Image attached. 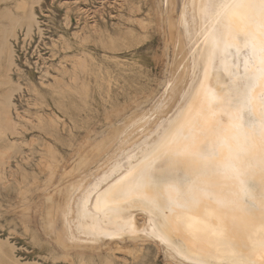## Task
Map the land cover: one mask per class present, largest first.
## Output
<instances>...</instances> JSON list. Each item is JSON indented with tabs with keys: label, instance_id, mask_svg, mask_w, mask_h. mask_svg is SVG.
Masks as SVG:
<instances>
[{
	"label": "bare ground",
	"instance_id": "6f19581e",
	"mask_svg": "<svg viewBox=\"0 0 264 264\" xmlns=\"http://www.w3.org/2000/svg\"><path fill=\"white\" fill-rule=\"evenodd\" d=\"M1 1L6 2L1 12L6 22L0 23V141H6V152L0 153V187L10 186L8 177L14 178L19 185L18 195L27 201L28 192L38 188L41 180L38 174L29 175L25 167L29 163L27 155L15 137L21 133L20 123L13 116L18 111L15 92L20 91L21 84L4 86L13 83L11 71L18 65L11 39L17 37L18 29L29 36L35 27L40 29L35 5L42 0ZM165 1L170 3L168 26L163 27L169 35L166 45L171 58L164 85L171 81L175 85L169 90L170 99L177 98L184 86L192 87L191 73L199 50L197 31L200 28L204 33L209 29L199 60L203 59L207 70L216 68L220 77L216 76L214 84L204 86V103L195 110L197 119L179 120L165 147L141 159L137 157L120 176L109 180L90 197L81 194L78 201L74 199L75 184L81 188L93 167L99 166L100 170L101 164L107 166L122 145L119 141L126 140L127 123L145 109L126 120L123 131L116 130L113 139L89 143L88 155L63 168L56 183L54 179L64 156L52 143L43 145L46 151L41 164L48 176L39 206L41 223L62 250L57 252L49 247L41 260L38 256L22 261L13 251L14 244L0 237V264H36L37 260L41 264H59L60 259H70L72 264H158V256L149 252L153 246L157 252L163 251L168 264H191L186 258L190 255L215 259L227 256L238 261L249 258L264 264V0H181L180 12L179 0ZM129 8L131 25L127 32L136 31L133 24L146 28L147 20L136 16L139 4L130 2ZM94 32L101 35L104 44L102 30L94 28ZM92 33L76 34L80 44L85 47ZM72 57L71 67H60V74L54 76L53 89L85 98L89 94V79L99 68L92 54L75 52ZM60 119L58 115H41L38 127L48 130L46 135L58 141L60 130H66L70 136L63 142L72 146L74 128L65 124L62 128ZM19 155L22 162L15 163L17 168L12 170L10 160ZM8 167L9 176L4 171ZM133 169L134 175L121 182ZM79 203L81 210L74 212ZM30 209V204L22 206L23 219ZM70 216L76 219L75 228L81 235L74 236L78 232ZM83 225L96 231L100 228L101 235L93 238L92 233L81 230ZM96 256L100 262L95 260Z\"/></svg>",
	"mask_w": 264,
	"mask_h": 264
},
{
	"label": "rangeland",
	"instance_id": "374dc122",
	"mask_svg": "<svg viewBox=\"0 0 264 264\" xmlns=\"http://www.w3.org/2000/svg\"><path fill=\"white\" fill-rule=\"evenodd\" d=\"M130 2L139 4L140 9L136 12V16L145 18L148 22L144 29L133 24L132 26L136 28V31L131 32L132 34L127 32L128 26L131 25L128 19ZM9 5L14 7L12 3ZM5 6L6 2L0 0V23L6 22L1 17V12ZM169 9L170 3L165 0H42L40 4L35 5L40 29L35 27L30 36L24 34L25 30L18 29L17 37L11 39L18 65L11 71L13 83H8L4 87H16V84L17 86L21 84L19 86L20 91L15 92V101L19 112L14 111L13 114L20 123L21 133L15 137L19 139L22 149L25 150V156L27 155L29 165L27 164L25 167L28 169L29 175L38 174V178L41 180L39 189L35 187L28 192L27 197L30 200L27 202L20 198L18 195L19 185L14 178L9 176L11 168L8 167L4 170L9 176L8 178L11 179V184L6 186V189L4 186L0 187V222H2L0 223V237L8 239L14 244L13 251L22 261L38 256L41 260V256H45L49 247L55 248L57 252L62 250L55 238L45 230L46 227L41 223L42 213L39 206L42 205L41 197L44 191L42 186L47 181L48 176V170L41 164V159L46 151V147L43 145L52 143L64 156L63 164H61L54 179L56 183L60 179L63 168L75 165L78 158L81 159L88 155L89 143L102 139H107V141L113 139L116 136V130L123 131L126 120L128 121L130 117L145 109L142 115L138 114L135 119L129 120L128 129L124 132L127 134L126 140L119 141V143L122 142V145L109 162L105 158L103 160L107 161V166L101 164L103 167L100 170H98L99 166L93 167L95 169L88 173L90 175L88 181L82 183L81 188L75 184L77 186H74L73 190L75 192L74 199L78 201L81 194L90 197L95 191L105 187L103 185L126 171L130 163L137 157L141 159L153 151L157 150L156 152H158L159 149L165 147L167 138L175 130L179 120L184 122L188 118V122H190L197 119L195 110L199 108L202 102L204 103V100L201 101L204 86L214 84L216 76L220 77L216 68L207 70V65L205 68L202 64L203 59L199 60L202 43L210 34L209 29L204 33L201 32L200 28L197 31L196 44L199 50L196 67L191 73L194 78L191 83L192 87L184 86L183 92L177 98L170 99L168 93L171 91L169 90L175 85L172 81L164 85L171 58L166 45V38L169 35L165 33L164 29L168 26ZM180 10L181 0H179L177 11L180 12ZM208 23L210 24V21ZM94 28L102 30L106 47L100 40L101 35L96 34ZM87 32L93 33L91 40L87 41L84 47L80 44V39L77 38L76 34ZM111 39H113L112 43ZM68 43L72 44L73 47L68 48ZM75 52L92 54L96 59L97 69H100L91 75L89 94L85 98H79L74 94L65 93V91H61L60 93L63 92V94H60L59 91L56 92L53 89L54 76L60 74V67H71L70 61ZM188 72L187 70L186 74ZM108 79L112 80H109L112 84L107 81ZM108 85H111L110 88ZM197 85L198 87H196ZM107 90H109V95H107ZM40 114L45 118L58 115L62 118L59 120V125L62 128L64 124L73 127L74 135L71 137L73 145L68 146L63 142L70 136L66 130H60L59 141L50 135H46L48 130L38 127ZM15 137L12 136L11 139H15ZM127 143L128 146H126ZM5 144L6 141H0V153L6 152ZM123 146L126 147L123 148ZM21 162L20 155L16 159L12 158L10 160L12 170L17 168V163ZM134 173L133 169L131 173L121 179V182L127 180ZM26 203L31 205L32 210L30 209L26 219H23L24 213L20 212ZM79 210H81L80 203L79 207H75L74 212L79 213ZM17 221L19 222L18 225ZM70 221L75 225L74 230H76L78 228L76 227V219L70 216ZM6 225L8 227H5ZM56 228H60L59 220L56 222ZM80 228L81 230L84 229L85 232L92 233L93 238L101 235L100 228L98 231L89 225H83ZM76 232L78 231L76 230ZM78 233L74 236L81 235L80 232ZM142 233L148 234L144 230ZM39 243H42V246ZM72 244L71 246H73ZM149 252L152 256H158L156 258L158 264L169 263L163 251L157 252V248L154 246ZM125 254L130 256V253L126 252ZM206 256L190 255L186 258L191 264H256L255 260L249 258L238 261L227 256L220 257L222 259ZM96 257L95 260L100 262V257ZM69 261L70 259H60L58 262L59 264H72Z\"/></svg>",
	"mask_w": 264,
	"mask_h": 264
},
{
	"label": "snow or ice",
	"instance_id": "6c2138e0",
	"mask_svg": "<svg viewBox=\"0 0 264 264\" xmlns=\"http://www.w3.org/2000/svg\"><path fill=\"white\" fill-rule=\"evenodd\" d=\"M0 223H2V222H0ZM18 223L19 222L17 221V225H18ZM5 227H8V225H6ZM36 264H41V261L37 260Z\"/></svg>",
	"mask_w": 264,
	"mask_h": 264
}]
</instances>
